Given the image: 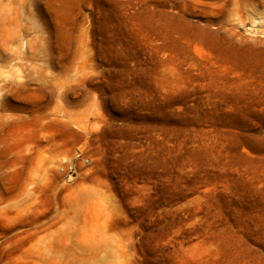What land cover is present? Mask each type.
Segmentation results:
<instances>
[{
	"label": "rangeland",
	"instance_id": "rangeland-1",
	"mask_svg": "<svg viewBox=\"0 0 264 264\" xmlns=\"http://www.w3.org/2000/svg\"><path fill=\"white\" fill-rule=\"evenodd\" d=\"M0 264H264V0H0Z\"/></svg>",
	"mask_w": 264,
	"mask_h": 264
},
{
	"label": "built area",
	"instance_id": "built-area-1",
	"mask_svg": "<svg viewBox=\"0 0 264 264\" xmlns=\"http://www.w3.org/2000/svg\"><path fill=\"white\" fill-rule=\"evenodd\" d=\"M78 155H80V154H78ZM85 162H87V163H88V162H89V159H88V158H86V159H85Z\"/></svg>",
	"mask_w": 264,
	"mask_h": 264
}]
</instances>
